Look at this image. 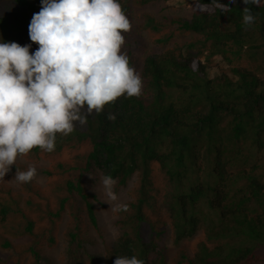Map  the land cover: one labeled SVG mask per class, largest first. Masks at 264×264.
<instances>
[{"label": "trees", "instance_id": "obj_1", "mask_svg": "<svg viewBox=\"0 0 264 264\" xmlns=\"http://www.w3.org/2000/svg\"><path fill=\"white\" fill-rule=\"evenodd\" d=\"M169 1L119 0L131 23L121 51L142 78V95L122 96L68 136L57 134L54 151L21 156L72 151L43 171L55 185L54 209L33 181L15 180L16 189L0 182V249L21 237L55 246V224L68 216L63 236L76 264L133 255L144 264H264V3L217 0L227 6L221 11L214 0H195L186 17L148 11ZM40 7V0H0V40L34 52L28 25ZM246 7L255 16L250 26ZM103 175L115 179L117 197L138 186L136 200L116 202L128 207L116 213L118 236L100 254L89 249L87 231L99 230ZM201 231L203 241L184 245ZM170 235L174 254L164 243ZM30 253L35 264H49L35 247Z\"/></svg>", "mask_w": 264, "mask_h": 264}, {"label": "clouds", "instance_id": "obj_2", "mask_svg": "<svg viewBox=\"0 0 264 264\" xmlns=\"http://www.w3.org/2000/svg\"><path fill=\"white\" fill-rule=\"evenodd\" d=\"M28 25L31 44L0 40V180L18 157L32 149L55 150L57 134L68 136L88 116L101 113L120 97H140L143 82L121 49L131 23L119 0H40ZM223 11L227 6L217 3ZM261 6L264 0H243ZM243 23L255 16L244 8ZM109 120H115L109 114ZM37 170H17L18 183H30ZM94 178V177H92ZM95 179V178H94ZM113 213L127 210L115 204L111 175L100 178ZM113 264H144L135 255L118 256Z\"/></svg>", "mask_w": 264, "mask_h": 264}, {"label": "rangeland", "instance_id": "obj_3", "mask_svg": "<svg viewBox=\"0 0 264 264\" xmlns=\"http://www.w3.org/2000/svg\"><path fill=\"white\" fill-rule=\"evenodd\" d=\"M195 0H171L165 4H156L153 7L148 8V11L155 15H160L161 13H170L174 16H181L186 17L190 15V8L192 6V3ZM166 7L167 11H164L162 8ZM241 63V62H240ZM72 155V151H67L64 155L61 157H42L40 159H37V161H28L27 158L18 157L16 163L19 164H29L28 166L34 167L37 170V176L33 179V184H35V191H42L44 194L50 197V205L54 209L55 207V199L51 196L52 190L55 188V185L51 182L47 177L43 174V171L47 168L51 167L53 164L56 163V161H59L61 159L70 157ZM160 175V174H159ZM161 176V175H160ZM162 181H160L159 186H161L162 189L164 187H168L166 180L163 176H161ZM15 178L10 173V171L5 175L3 180H0L1 183L5 184H11L15 187ZM138 186L137 181L131 182L130 189L126 190L125 192H122V194L118 197V199L114 202H110L113 206L115 204H118L116 202H120L121 200H136L135 193H132L131 190L136 188ZM99 198L103 201L106 200L107 197L104 194V190L102 186L100 185L98 188ZM161 205V204H160ZM163 206V204L161 205ZM99 214V230H88L87 234L93 240V242H89V249L95 253H103L105 250V245L107 243L113 242L119 233V230L117 227L113 226V220L116 217V213H113L110 205L106 202H104V207H101L98 209ZM87 222V218L85 219ZM69 224V218L68 216H65V219L62 221H58L55 224V227L58 228L54 234L55 238H57V244L55 246H49L45 244L44 242H35L33 239L28 237H21L17 238L13 245V248L9 250L0 249V254L3 255L4 261L3 264H35V260L33 259L30 248L33 246L37 249V251L42 256V259L49 264H76L72 259L71 255L69 253V244L64 240L63 232L67 228ZM211 224L209 223V226ZM85 224L83 226L82 230V236L85 239V231H86ZM171 236V235H170ZM172 236L168 239H164V243L167 245V247L170 250L171 254H174V250H176L173 246ZM204 240V232L201 231V233L196 236L192 240H188L184 242V245L188 247L195 246L198 242ZM85 255H83L84 257ZM79 258V261L81 262L84 258Z\"/></svg>", "mask_w": 264, "mask_h": 264}]
</instances>
